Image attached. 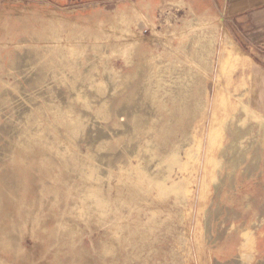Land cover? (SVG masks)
Returning <instances> with one entry per match:
<instances>
[{
  "label": "rangeland",
  "instance_id": "1",
  "mask_svg": "<svg viewBox=\"0 0 264 264\" xmlns=\"http://www.w3.org/2000/svg\"><path fill=\"white\" fill-rule=\"evenodd\" d=\"M222 5L0 0V264H264V50Z\"/></svg>",
  "mask_w": 264,
  "mask_h": 264
},
{
  "label": "crops",
  "instance_id": "2",
  "mask_svg": "<svg viewBox=\"0 0 264 264\" xmlns=\"http://www.w3.org/2000/svg\"><path fill=\"white\" fill-rule=\"evenodd\" d=\"M222 12L231 26L259 50H264V0H222Z\"/></svg>",
  "mask_w": 264,
  "mask_h": 264
},
{
  "label": "bare ground",
  "instance_id": "3",
  "mask_svg": "<svg viewBox=\"0 0 264 264\" xmlns=\"http://www.w3.org/2000/svg\"><path fill=\"white\" fill-rule=\"evenodd\" d=\"M124 32V31H123ZM230 47H232V46H230ZM241 53V52H240ZM242 57V56H241ZM235 58V57H234ZM247 61V60H246ZM225 62V61H224ZM227 64H229V63H227ZM242 64V63H241ZM245 64V63H244ZM226 65V64H225ZM227 66V65H226ZM229 67V66H228ZM241 68V67H240ZM227 69V68H226ZM228 70V69H227ZM237 70V69H236ZM226 71V70H225ZM171 155H172V153H171Z\"/></svg>",
  "mask_w": 264,
  "mask_h": 264
}]
</instances>
